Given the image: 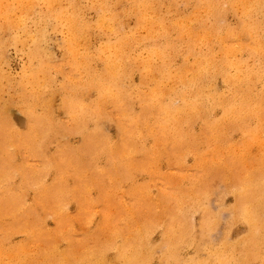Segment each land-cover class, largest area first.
Masks as SVG:
<instances>
[{
    "label": "rangeland",
    "instance_id": "rangeland-1",
    "mask_svg": "<svg viewBox=\"0 0 264 264\" xmlns=\"http://www.w3.org/2000/svg\"><path fill=\"white\" fill-rule=\"evenodd\" d=\"M101 1L110 11L108 14H116L113 17L115 30L107 29L108 17L105 27L101 28L98 24L96 6L100 7ZM145 1L156 13L161 11L166 24H170L174 18L191 15L196 9V0ZM133 4L134 0H3V7L12 9L10 20L14 23L11 27H6L7 20L3 17V31H0V73H3L0 78V108L5 107L7 113V117L3 115L6 125L3 124L0 159L2 156L13 154L8 170L16 187L21 186V177L16 168L24 165L27 170L30 169L31 180L34 182L35 173H45V160L57 155L59 149L68 151L78 148L83 142L85 131L77 126L75 117L68 114L63 106V98L70 94L66 90L68 86L76 88L78 101H84L82 87L86 80L85 68L69 53V26L55 16L45 23L42 15L49 11L69 12L75 7L76 18L80 21L85 17L90 23L89 41L83 40L85 35L78 36L73 50L77 49L79 52V60L84 55H89L91 66L95 70L104 68L103 62L95 53L104 48L109 40L114 42L128 32L143 39V43L131 51L132 54L139 55L141 62L139 59L132 62L130 76L125 79L128 89L125 102L130 114L127 116L124 109L113 102L106 103L102 110L104 113L100 122L103 130L99 134L100 138L105 142L116 143L120 140V122L127 125L132 117L142 114V97L146 96L148 100H152L148 92L157 83L162 87L161 77L157 75L161 61L156 57L151 59L154 74L144 72L145 68L141 64L148 59L153 41L160 43L164 40L160 30L162 27L156 22V13L152 12V22L148 27L153 37L146 38V28L138 25L136 16L130 11ZM171 7L176 8L177 12L164 13ZM224 16L221 23L236 28V13L228 10ZM197 17L200 22H205V25L211 24L212 20L204 9H200ZM195 23L199 25V22ZM232 39L234 38H231V42ZM34 41L40 44V49L35 55L32 54ZM242 56L252 62L246 52H243ZM182 60V57L174 58V69L181 67ZM192 60L190 57L189 62ZM33 71L37 83H33L30 75ZM62 84L66 85V89H63ZM165 84L169 86L175 82L167 79ZM216 86L219 90L228 91L220 77L216 79ZM34 87L44 89V96L51 99V117L55 122L67 125L69 131L65 136L51 135L49 122L40 118L44 121H40L44 130L37 135L31 150L27 146H20L17 140L20 136L33 132L32 121L20 93L23 90H33ZM96 96L92 91L85 103L93 102L97 99ZM35 114L39 117L46 116L45 110L38 105L35 106ZM220 116L221 109H217L214 117ZM204 122L199 119L193 121L192 130L196 135L206 129ZM256 125L255 118L246 119L247 127L255 128ZM92 129L94 124L89 122L86 131H93ZM262 135L264 139V131ZM243 141V133L239 129H231L220 142L221 146L231 148L230 154L219 152L213 158L214 162L203 167L200 156L210 151L212 146L201 144L197 145L194 151H184L173 147L170 139H167L160 146L162 153L158 159L137 154L135 162L145 168L130 170L128 166L121 165L122 171L112 177L99 172L102 168H108L109 164L106 157L97 151L89 153L84 159L70 154L72 162L68 161L66 164V189L69 190L57 195L51 194L48 199L41 195L43 186L51 190L55 187L54 180L58 175L51 170L42 176L43 185L41 180L40 183L36 181V184L28 189L22 200V208L0 215V247L3 241V247L8 253H14L13 257L4 256L1 264H21L25 260L27 264H55L60 262L62 253L77 257L83 264H91V261L100 258L101 254L108 262L123 264L115 258L117 247L120 245H125L128 249L134 247L146 250L150 264H215L216 255L213 258L210 253L213 248L215 254L217 252L224 257L227 254L222 251L229 252L230 249L240 257L247 255L245 264H264V145L254 143L246 148ZM152 145L153 140H147L146 147L150 148ZM244 150L247 152L246 159H239L236 155ZM93 179L97 183L91 182ZM0 181L1 185L3 184L4 197L9 191L5 188V181ZM51 190L48 191L51 193ZM240 192L245 194L241 196ZM199 200L207 207L203 212L197 204ZM3 204L4 209L9 205L6 200ZM30 208L33 210L27 211ZM248 208L261 220L260 228H254L253 232L244 216V211ZM202 215L210 226L209 234L205 238L199 235ZM136 220L138 223L140 221L141 227L136 225ZM114 228L117 232L113 231ZM247 241L252 243L251 250L245 248ZM14 245H26V250H8ZM86 247L92 249L87 250Z\"/></svg>",
    "mask_w": 264,
    "mask_h": 264
},
{
    "label": "bare ground",
    "instance_id": "bare-ground-1",
    "mask_svg": "<svg viewBox=\"0 0 264 264\" xmlns=\"http://www.w3.org/2000/svg\"><path fill=\"white\" fill-rule=\"evenodd\" d=\"M99 6L100 7L96 6L99 15V26L101 28H103V26L105 27L107 22L106 17H108L109 23L107 22V29L115 30L116 26L113 22V17L116 14L113 12L111 13L112 15L108 14L107 12L109 10L102 1L99 3ZM195 7L196 9L192 11L191 15L174 18L170 21V24H166L164 20L165 17L161 14V11L156 13V10H152L145 0H134V4L130 11L136 16L138 25L146 28L148 32L146 38L153 37L148 27L149 23L152 22L150 17L152 12L156 13V22L162 27L160 30L164 40L160 43L153 41L149 50L148 59L141 63L145 68L144 72L154 74L151 59L156 57L161 61L160 67L157 68L158 73H156L161 77L160 83L162 87L160 88L157 83L151 91L148 92L152 100H148L146 96L142 97V114L132 117L127 125L120 122V140L116 143L111 141L105 142L100 138L99 134L103 130L100 122V118L104 113L102 110L106 103L113 102L119 104V106L124 109V113L127 116L130 114V112H128V107H126L127 103L125 102L128 93L125 79L130 76L132 62L138 59L141 62V59L138 58L139 55L132 54L131 51L137 45L143 43V39L128 32L122 34V36L114 42L109 40L104 45V48L98 49L96 51L97 53H95L103 62L104 68L95 70L91 66V58L89 55H84L79 60V52L76 51L77 49H75V51L73 50L75 47L74 45L77 44L75 39L78 36L85 35L83 40L89 41V36L91 35L89 31L90 23L85 20V17L83 16L79 21L76 18L77 9L75 7L69 12L66 10H61L59 13L49 11L50 13L47 12L42 15L45 23H47L52 16H55L58 19H62V21L69 26L70 37L67 44L70 48L69 53L72 54L71 56L78 64L83 65L85 68L86 80L82 87L84 101H78L79 96L75 95L76 88H70L68 86V89H66V85L62 84L63 89H66L67 93H70L63 98V106L68 114L75 117L77 126L85 130L83 142L74 150L66 151L59 149L57 155L48 157L44 163L45 173L37 172L38 175H41L40 177L35 173L34 182L31 180L32 176L29 172L31 171L30 169L27 170L24 165L20 168H16L21 177V186L19 187H16V185L12 183L13 176H10L11 172L8 170V165H11L10 161L13 154L2 156L0 159V179L5 181V188L9 192L3 197V184L1 185L0 181V215L6 211L11 213L22 208V200L28 189L32 188V186L36 184V181L40 183L41 180V185H43L42 176L51 170H54L58 175L56 178L57 180H54L55 187L51 190L48 189L49 187L43 186L41 195H44V198L48 199L51 194L57 195L60 192L69 190L66 189V164L68 161L72 162L70 154L79 159H84L89 153L97 151L106 157L107 163L109 164L108 168H102L99 172L104 175L108 174L112 177L122 171L121 165L128 166L127 168L130 170L145 168L144 165L135 162L137 154L141 153L153 159H158L162 153V151H160V146L164 144V141H167V139H170L173 147H178L184 151H194V148L201 144L212 146L210 151L200 156L203 160V167L214 162L215 159L213 160V158H215L219 152H225L226 155L227 153L230 154L231 148L221 146L220 142L227 136L231 129H239V131L243 133V146H246V148L254 143H257L259 146L264 145L262 135V131H264V0H196ZM3 8L2 0L0 1V18L2 20V23H0V31H3V17L7 20L6 27H11V24L14 23V21L12 22L10 20V12L12 9L8 6ZM200 9H204L205 13L210 17V20H212L210 25L207 23L205 25V22H200V19H198L197 14L200 12ZM228 10H233L238 16L236 28H231L221 23V20L225 18V12ZM168 11L176 13L177 9L171 7L164 11V13ZM106 14L108 15L105 16ZM195 22H199V25ZM231 38H234L232 39L234 43L231 42ZM85 44L89 46L87 43ZM34 45L35 48L34 50L32 49L33 55L40 49L39 42L34 41ZM243 52H246L248 57L252 58V62L242 56ZM239 53L241 56H238ZM175 57H182L183 59L181 67L178 69H174L173 60ZM190 57L193 59L192 62H189ZM30 75H32L33 83H37L35 71L30 73ZM1 77H3V73H0V78ZM218 77L225 83V87H227L228 91L219 90L220 88H217L216 79ZM167 79H172L175 84L168 86L165 84ZM28 80H30V78ZM260 85L261 88L259 89ZM92 91L96 93L97 99L93 102L85 103L86 98ZM44 94V89L40 87H34L33 90L31 89L29 91L23 90L20 93V98H24L21 100L26 106L28 110L27 113L32 121L33 132L20 136L17 142L20 146H27L31 150L33 149L32 146H34L37 135L44 130V125L41 123L44 121H41L40 118L49 122V131H51V135L61 134L60 136H65L69 131L67 125L61 122H55L51 117V99L46 98ZM36 105L42 106L46 112L45 117H39V115L35 114ZM217 109H221V116L219 118L214 117ZM0 113V141L3 147V124L6 125V123H4L6 119L3 120V115L7 117L5 107L4 109L3 107L0 108ZM249 117L255 118L257 124L255 128L246 126V119ZM196 119L205 121L204 123L206 124V129H203L197 135L192 130L193 121ZM89 122L94 124V129L88 132L86 131V126ZM43 135L45 136V134ZM149 139L153 140V145L150 148L146 147V142ZM245 150L236 156L239 159L245 160L247 157V152ZM100 154L98 155L100 156ZM225 166H227V164H225ZM126 176H128V174H126ZM91 182L97 183L94 179ZM48 190H51V193ZM244 194V192H240L241 196ZM9 198H11L10 202ZM4 200L9 203L6 209L3 208ZM178 200H180V198ZM157 202H159V200ZM197 204L201 206L202 212L207 209V207L202 204L201 200H199ZM195 209L197 208L195 207ZM31 210L33 209L30 208L27 211L30 212ZM244 216L250 224L252 232L254 228H256V230L260 228L261 220L253 214L250 208H248L246 212L244 211ZM136 221V225L138 226L140 221L139 223L138 220ZM141 221L143 220L141 219ZM201 222L199 235L205 238L209 234L210 226L207 224L206 218L203 217V215ZM116 230L114 228L113 231L115 232ZM251 240L253 242V238ZM102 242L104 243V241ZM91 246L93 247V245ZM11 248L25 251L26 245H14V247H9L8 250ZM245 248L251 250L252 243L247 241ZM73 249L75 250L74 247ZM222 252L226 253L227 256L224 257L223 254H217V252L215 254V249H211L210 253L213 255V258H215L216 255L215 264H234V262L237 264H245L247 261V255L246 257H240L236 255L232 249H230L229 252H227V250H223ZM16 254L18 255V253ZM62 254L60 262H56L55 264H83L77 257H70L66 253ZM6 255L13 257L14 253L13 251L8 253L7 249L3 247L2 241L0 247V264L1 260ZM115 258L118 261H122L123 264H150L146 250H138L134 247L128 249L125 245L117 247ZM107 260L108 259L101 254V257L96 258L95 261H91V264H113ZM21 264H27V260Z\"/></svg>",
    "mask_w": 264,
    "mask_h": 264
}]
</instances>
